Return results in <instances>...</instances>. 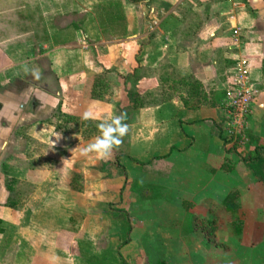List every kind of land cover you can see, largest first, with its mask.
<instances>
[{"label":"crops","instance_id":"1","mask_svg":"<svg viewBox=\"0 0 264 264\" xmlns=\"http://www.w3.org/2000/svg\"><path fill=\"white\" fill-rule=\"evenodd\" d=\"M112 3L103 33L95 11ZM14 4L0 9V264H264V0ZM242 60L258 94L239 154L221 129ZM120 115L122 143L81 155ZM119 213L133 222L113 226Z\"/></svg>","mask_w":264,"mask_h":264},{"label":"built area","instance_id":"2","mask_svg":"<svg viewBox=\"0 0 264 264\" xmlns=\"http://www.w3.org/2000/svg\"><path fill=\"white\" fill-rule=\"evenodd\" d=\"M156 24L155 21L153 25ZM257 94L251 81L250 65L247 60H242L230 73L223 100L225 118L221 131L227 149L241 154L248 147V117Z\"/></svg>","mask_w":264,"mask_h":264},{"label":"clouds","instance_id":"3","mask_svg":"<svg viewBox=\"0 0 264 264\" xmlns=\"http://www.w3.org/2000/svg\"><path fill=\"white\" fill-rule=\"evenodd\" d=\"M36 78H39V73H34ZM94 118V113L89 110L83 114V119L88 120ZM124 116H114L110 122H102L98 124L100 135H98L94 142L89 143L86 147L81 149V155H88L95 153L100 158H105L115 147L122 143V138L128 132V125L123 123Z\"/></svg>","mask_w":264,"mask_h":264},{"label":"trees","instance_id":"4","mask_svg":"<svg viewBox=\"0 0 264 264\" xmlns=\"http://www.w3.org/2000/svg\"><path fill=\"white\" fill-rule=\"evenodd\" d=\"M110 8V9H109ZM118 8V4L116 3H112V4H109L108 7L106 8H103V9H97L95 11L97 17H98V20H99V23H100V26H101V30L103 33H105L106 31V27L104 26V19H107V18H115V9ZM112 10H113V16H112ZM88 126L89 125H85L83 124V135L88 138L89 136H86V134H88ZM117 166L119 168H121V166L117 163ZM125 175V178H126V174ZM236 199V196L234 194H229L224 202H223V208L225 209V211L228 213V214H231L233 213L234 211H236L237 207L236 205L234 204V201ZM211 223V222H210ZM213 226V225H211ZM214 227V226H213ZM212 227V228H213ZM211 233H213L211 231ZM162 264V263H161Z\"/></svg>","mask_w":264,"mask_h":264},{"label":"rangeland","instance_id":"5","mask_svg":"<svg viewBox=\"0 0 264 264\" xmlns=\"http://www.w3.org/2000/svg\"><path fill=\"white\" fill-rule=\"evenodd\" d=\"M5 1V2H4ZM23 1V0H22ZM1 4H3V5H1ZM10 4H11V9L12 10H14V7H15V4H14V0H11L10 2H9V0H3L2 2L0 1V9H1V7L3 8V7H10ZM3 10V9H2ZM117 215H121V216H114L113 217V219H112V223H113V226H115V223H117L118 225L120 224V221H119V218L120 217H123V218H128V216H126L125 214H122V213H119V214H117ZM125 219V220H126ZM128 221H129V223L131 224L133 221H131V220H129V219H127ZM221 228V227H220ZM216 243V242H215ZM126 257H125V260H124V263H127V261H126ZM147 260H149L150 262H152V260L151 259H149V258H147Z\"/></svg>","mask_w":264,"mask_h":264}]
</instances>
